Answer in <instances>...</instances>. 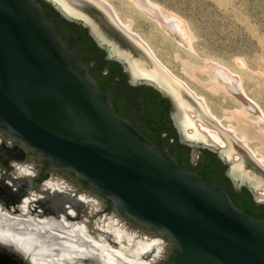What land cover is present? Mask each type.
<instances>
[{
  "label": "water",
  "instance_id": "water-1",
  "mask_svg": "<svg viewBox=\"0 0 264 264\" xmlns=\"http://www.w3.org/2000/svg\"><path fill=\"white\" fill-rule=\"evenodd\" d=\"M41 2L68 25L86 28L104 51L107 68L118 62L132 87H150L166 98L174 108L179 141L194 152L208 149L217 154L229 165L226 174L232 185L245 188L264 206L253 187L230 175V161L218 147L183 138L175 119L178 109L168 93L147 80H134L127 62L112 55L110 45L87 22L67 16L51 0H0V124L9 135L50 167L84 180L117 211L171 243L169 256L157 264H264V217L240 210L220 184L182 168L160 141H151L118 113L109 92L55 30ZM69 29L68 35L74 32ZM97 49L80 47V52L97 54ZM120 89L123 86L115 87L114 94ZM5 189L6 196L18 202L27 194ZM0 264L31 263L0 243Z\"/></svg>",
  "mask_w": 264,
  "mask_h": 264
},
{
  "label": "bare ground",
  "instance_id": "bare-ground-1",
  "mask_svg": "<svg viewBox=\"0 0 264 264\" xmlns=\"http://www.w3.org/2000/svg\"><path fill=\"white\" fill-rule=\"evenodd\" d=\"M51 1L67 16L87 22L96 35L110 45V53L127 62L134 80H147L168 93L178 109L175 119L183 138L191 143L218 147L222 158L230 161V175L253 187L258 193L257 198L264 200L263 180L246 169L240 152L234 146L236 141L244 148H249L256 157L257 164L261 163L264 167V129L259 125L264 122V111L244 91L241 77L230 73L227 69L214 68L212 65L200 70L202 73H207V70L214 68V71L210 70L211 72L207 73L211 81L204 83L205 87L213 92L222 91L232 94L234 98L242 101L241 107L235 108L232 112L236 124L230 123L224 127V122L213 113L205 96L198 95L188 83L162 62L151 45L132 30V23L124 22L117 11L116 13L111 11L105 0L92 1L102 7L111 21L118 26H113L116 34H128L139 47H143L142 49L150 57L151 68L142 64V58L134 56L111 41L110 39L118 40L112 34H108L102 22L81 10L82 8L71 5L68 0ZM131 1L136 6L142 5L145 12H149V15L182 47L193 50V37L183 20L160 8L146 7L137 0ZM118 28L121 31H118ZM125 38L129 45L133 44L127 37ZM187 66L189 65H185V68ZM193 73H189L190 76H194ZM190 100H196L200 104L203 115L193 108ZM251 114L257 115V118H251ZM202 116L208 117L213 126H209ZM238 133L242 134L240 138L237 137ZM255 138L259 139L263 146L252 150L249 142ZM15 165L17 168L13 173L17 177H25L18 182H29V179L33 178L35 173L30 165L20 163ZM14 182L15 180L13 184ZM39 188L42 192H49V201L54 198L52 201L55 202V198H60L62 195L64 202L67 203L65 207L63 202L62 207L68 209H64L58 215L47 212L45 208L35 209L31 203L41 197L36 193H29L28 190L17 206L8 207L0 202V243L12 246L31 264H157L164 255L165 242L159 236H149L143 231L131 229L116 213L100 216L102 203L98 198L64 192L72 190L64 181L55 177L47 179ZM51 191L57 192V195H51Z\"/></svg>",
  "mask_w": 264,
  "mask_h": 264
},
{
  "label": "rangeland",
  "instance_id": "rangeland-1",
  "mask_svg": "<svg viewBox=\"0 0 264 264\" xmlns=\"http://www.w3.org/2000/svg\"><path fill=\"white\" fill-rule=\"evenodd\" d=\"M68 1L71 5L82 8L81 10H84L89 15L98 17L108 34H112L118 40L110 39L111 41L128 50L134 56L142 58V64L147 68H151L150 57L142 49L143 47H139L137 45L138 43L130 38L131 36L129 35V37L128 34L124 35L129 41L131 40L133 42L132 45L128 44L123 34H116L113 31V26H116V24L111 21L110 16L102 7L92 0ZM105 1L109 5V9L115 13L117 11L124 22L130 21L132 23V30L141 35L151 45L162 62L180 79L188 83L191 89L195 90L198 95L205 96L213 113L224 122V127L230 123L236 124L232 112L235 108L239 109L241 107L242 101L234 98L232 94H226L222 91L213 92L204 86V83L211 81L210 75L207 73L214 71V68L227 69L230 73L241 77L244 91L264 111V0H137L146 7L153 6L157 9L160 8L166 13L183 20L193 37V50L182 47L173 36L167 33L149 15V12H145V8L142 5L136 6L131 0ZM136 47L139 48L137 49ZM187 64L189 66L185 68ZM208 65H212L214 68L207 70V73H202L200 70ZM190 67L192 71H189ZM186 73H193L194 76L187 75ZM187 96L191 97L188 94ZM191 104L193 108H196L203 115L200 104L196 100H192ZM171 112H174L173 107H171ZM202 117L209 126H213V123H210L208 117ZM250 117L256 119L257 115L251 114ZM259 125L264 129V122L259 123ZM241 135V133H238L237 137L240 138ZM249 145L253 150L261 148L263 143L255 138L249 142ZM234 146L240 152L246 169L254 172V175L258 176L264 182V167L261 163L257 164L258 161L252 155V151L247 147L244 148L239 143H236V141L234 142ZM245 149L247 151L249 150V152H246ZM197 154L198 152H196ZM28 164L31 170L37 173L36 170L44 164V161L37 155H31ZM228 167L229 165H227V169ZM50 171L51 173L48 174L47 179L51 177L61 179L74 191L66 190L64 192L73 193L72 195L78 193L79 196L86 194L98 198L102 203L103 211L99 213L100 216L116 213L131 229L143 231L149 236H159L117 211L111 206L109 200L103 199L96 195V193L81 191L78 185L79 181H74V177H71L70 174L59 170ZM33 178L29 179L28 191L31 194L36 193V195L41 197L36 201H32L33 204L31 203V205L33 208H45L47 212L55 215L62 213L65 209L62 207L64 202L62 195L60 198H55V202H50L48 200L49 192H42L39 188L41 185L38 186L39 189L37 190L33 186ZM9 183L14 186L16 185L15 183L13 184L12 179H9ZM16 187L19 188V185H16ZM50 193L51 195H57L55 191H51ZM8 199L10 200L11 198L7 197L6 193H0V202L6 204L8 207L17 206L20 203L16 200V197L14 198L15 202H9L7 201ZM58 203L61 204L59 205ZM66 204L64 202L63 206L66 207ZM159 237L162 238L161 236ZM163 240L166 247L161 260H165L172 249L171 243L165 239Z\"/></svg>",
  "mask_w": 264,
  "mask_h": 264
},
{
  "label": "flooded vegetation",
  "instance_id": "flooded-vegetation-1",
  "mask_svg": "<svg viewBox=\"0 0 264 264\" xmlns=\"http://www.w3.org/2000/svg\"><path fill=\"white\" fill-rule=\"evenodd\" d=\"M98 50L100 51L99 48H98ZM103 53H104V51H103ZM103 55H105V53ZM108 70H109V67L107 68V65H106V68H105V71L103 72V74H106ZM116 80L120 81L119 77H116ZM127 83H128V87L124 88V89H120V93L122 92L123 94H126L128 92V90L130 88H132V86L129 84L128 76H127ZM115 87H119V85L118 86L114 85V89H115ZM109 94H110V99H111V93L109 92ZM122 103H127V97L126 96L123 97ZM129 107H130L129 108L130 111H128V109H124L122 111V113H120V114H122L123 116L127 115V117L126 116L125 117L128 118L129 120H131V122L135 126H137L143 132V134L145 136H147V138H149L151 141H153L155 143H158L160 141L162 143V145H163V142H165L166 144L169 143L170 144L169 148H166L164 145L163 146L168 150V152L171 154V156H173V158L175 160H176V157L178 156V154L180 152L185 154L186 162L183 163V167L180 165L182 168L195 169L199 173V170L202 169V167L205 166L209 162V157L207 155V152H211V151H209L208 149H202V151H197L198 154L195 155L196 152H194L190 147L185 146L184 144H182L179 141V134H178V132L174 126V122L172 119V113H171L172 105L170 104V102L166 98H164L163 96H161L159 94L156 101L153 104H150L147 101V99L145 98V96L140 94L135 98L134 103L129 105ZM163 112L166 113L165 117L162 116ZM169 125L174 127V129L176 131V135H174L173 132L167 131V128ZM179 147H181V149H183V150H180ZM211 153H213V152H211ZM31 155L35 156L36 154L34 152L30 151L29 149H27L26 147H24L19 141L14 140L9 135V133L5 129V127L0 124V186H1L0 187V193L1 194H3V193L7 194V190L5 189L6 186H10L11 189L16 190L18 192L28 190L29 182L28 181L27 182L26 181L18 182L19 179H22L25 177H23V176L17 177L13 173V171L16 170L15 168H17V165H15V163H20L22 165H25V164L29 165L28 162L31 159ZM215 155L217 156V154H215ZM217 158L220 160V158L218 156H217ZM42 160L44 161V164L41 165L39 167V169L36 170L37 173H35V171H34L35 177L33 178V186H35L36 188H38V186H40L46 182V179L48 178V174L51 173L50 170H59V171H63L65 173L70 174L71 177H74V181H79L78 185H79V189L81 191H86L89 193H91V192L96 193L90 189V187L88 186V184L84 180L77 178L71 172L64 170V169H54V168L49 166V164L47 163L46 160H44V159H42ZM222 164H224V163L222 162ZM224 165H225V167L222 168L219 172V178H217V180L209 181V182H216V183L220 184L224 188V190L228 193L229 197L235 203V205H237V202L239 201V199H238V197L232 196L229 188H227L225 181L228 180L234 190L240 191L242 189H236L232 185L230 179L228 178V176L226 174L227 165L226 164H224ZM9 179L15 180L14 183L16 185H19V188L16 187V185L14 186L11 183H9ZM36 185H38V186H36ZM243 189H245V188H243ZM67 193L72 195V193H70V192H67ZM96 195L105 199L103 196H101L97 193H96ZM250 196L252 197V201L258 207H262L261 206L262 203L258 204L254 200L253 196L252 195H250ZM13 200H14V198L7 200V201L15 202ZM237 207H238V205H237ZM253 216H256V217L263 216L264 217V215H262L259 210H256L255 213L253 214ZM150 231L155 234L154 231H152V230H150Z\"/></svg>",
  "mask_w": 264,
  "mask_h": 264
},
{
  "label": "trees",
  "instance_id": "trees-1",
  "mask_svg": "<svg viewBox=\"0 0 264 264\" xmlns=\"http://www.w3.org/2000/svg\"><path fill=\"white\" fill-rule=\"evenodd\" d=\"M41 3L45 8V13L48 19L53 23L55 30L67 40L70 47H74L75 49H77L83 60L89 66V70L95 77L99 86L111 93V102L113 103V106L118 113H122L124 109H128V111H130L129 105L133 104L135 98L140 94L144 95L150 104H153L156 101L159 94L154 91V89L146 86L132 87L128 90L127 93L125 92L126 94H123L122 92L114 94V85L123 86V88L128 87L127 75L123 71L121 64L115 63L113 66L109 67V70L106 74H103L106 68V63L102 59L104 53L103 51H99L97 49L98 47L96 43L88 36L87 29L77 24L68 25V23L65 20L61 19L59 14L50 5L44 2ZM54 21H56V25L54 24ZM71 27L73 28L74 32H71L68 35L67 32L70 30L69 28ZM80 47H84L86 50L97 49L98 53H89L87 55H83L80 52ZM116 77H119L120 81H117ZM124 95L127 97V103H122L123 97H125ZM162 114V116L165 117L166 113L163 112ZM125 116L127 117V115ZM167 131L173 132L174 135H176V131L171 125L168 126ZM168 144L163 142V145L166 148L170 147V144ZM179 149L183 150L181 149V147H179ZM207 155L209 157V162L205 166H203L202 169L199 170V174L206 181H214L219 178V172L222 168L225 167V165L222 164V162L217 158L214 153L207 152ZM176 160L183 167V163L186 162L185 154L180 152L176 157ZM225 182L232 196L238 197L239 201L237 202V205L242 211L247 214L253 215L256 210H259L261 214L264 215V206L258 207L252 201V197L246 189L237 191L232 188L228 180H226Z\"/></svg>",
  "mask_w": 264,
  "mask_h": 264
}]
</instances>
